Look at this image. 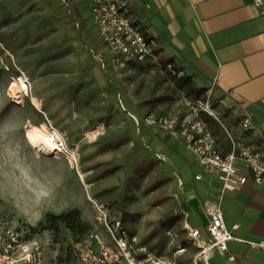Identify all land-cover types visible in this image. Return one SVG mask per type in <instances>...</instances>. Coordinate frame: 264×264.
Listing matches in <instances>:
<instances>
[{
	"label": "rangeland",
	"instance_id": "obj_1",
	"mask_svg": "<svg viewBox=\"0 0 264 264\" xmlns=\"http://www.w3.org/2000/svg\"><path fill=\"white\" fill-rule=\"evenodd\" d=\"M161 63L114 68L86 0H0L1 252L23 259L38 250L65 263L76 243L92 235L107 240L94 217L98 204L157 254H171L180 242L166 236L177 230L178 194L170 185L178 177L165 158L145 154L143 118L171 114L206 89L195 90ZM17 75L28 96L15 99L9 86ZM119 96L136 119L121 111ZM41 122L66 152L43 155L26 143L25 129ZM96 127L99 133H90ZM73 155L71 169L66 156Z\"/></svg>",
	"mask_w": 264,
	"mask_h": 264
},
{
	"label": "crops",
	"instance_id": "obj_2",
	"mask_svg": "<svg viewBox=\"0 0 264 264\" xmlns=\"http://www.w3.org/2000/svg\"><path fill=\"white\" fill-rule=\"evenodd\" d=\"M130 11L156 39L162 59L180 69L195 90L214 85V98L224 99L232 108L220 110L228 127L235 128L248 114L253 119V131L245 141L254 146L264 141V15L253 8V0H130ZM143 137L151 149L145 154L154 158V154L161 155L176 172L178 180L172 181L170 188L177 191L189 224L204 228L209 221L205 210L219 201L220 182L205 175L195 180L193 156L159 130L145 127ZM222 142L228 148L224 138ZM220 206L226 226L236 227L232 229L234 237L264 240L261 187L248 180L239 190L225 191ZM230 256L234 261H227ZM256 263L264 264V250L237 241L228 243L226 254H214L209 259V264Z\"/></svg>",
	"mask_w": 264,
	"mask_h": 264
},
{
	"label": "built area",
	"instance_id": "obj_3",
	"mask_svg": "<svg viewBox=\"0 0 264 264\" xmlns=\"http://www.w3.org/2000/svg\"><path fill=\"white\" fill-rule=\"evenodd\" d=\"M86 1L93 26L114 68H128L131 63L156 69L162 67L159 44L135 20L130 11V0ZM253 8L259 15H264V0H253ZM97 60L102 62L99 57ZM164 68L173 76L183 77V72L171 62ZM16 79L20 81L21 77L17 75ZM213 90L212 84L200 96L183 98L182 108L171 114H149L143 118L144 127L159 130L167 138L182 144L193 156L195 180H202L205 175L220 182L219 201L205 210L209 217L207 225L192 227L187 221L188 212L178 206L173 210L174 216L179 217L174 225L177 230H168L166 236L172 240L180 238V242L173 246L171 254H157L137 236L129 234L122 221L111 216L108 207L96 204L94 217L107 240L101 235H92L76 243L62 264H180L183 259L188 260L184 264H209L212 255L226 254L231 241L264 250V240L246 241L234 237L232 229L236 227L229 229L226 226L220 206L225 191L239 190L248 180L264 190V141L257 146L245 141L246 135L253 131V119L248 114L238 120L235 128L228 127L218 110L232 108L224 99L214 98ZM136 123L139 125L138 121ZM210 123L220 130L219 135L213 132ZM156 156L162 159L161 155ZM179 184L181 186L180 181ZM55 260V256L49 260L38 250L17 259L0 249V264H56ZM227 261H234V257H228Z\"/></svg>",
	"mask_w": 264,
	"mask_h": 264
},
{
	"label": "bare ground",
	"instance_id": "obj_4",
	"mask_svg": "<svg viewBox=\"0 0 264 264\" xmlns=\"http://www.w3.org/2000/svg\"><path fill=\"white\" fill-rule=\"evenodd\" d=\"M9 91L15 99L20 98V96L17 95L19 93L23 96H28V87L21 79L19 83L16 80H12L9 86ZM31 101L35 107L39 106V102L35 97L32 96ZM17 103H21V101H18ZM100 128L96 127L94 131L90 133L97 135ZM24 139L33 151L43 155H56V153L62 154L63 152H66L61 137L55 131H50L44 122H41L39 125L30 124L24 131ZM66 157L68 159L69 167L71 169L74 168L73 162L76 160L75 156ZM77 174L79 179L83 181V175L79 171Z\"/></svg>",
	"mask_w": 264,
	"mask_h": 264
},
{
	"label": "trees",
	"instance_id": "obj_5",
	"mask_svg": "<svg viewBox=\"0 0 264 264\" xmlns=\"http://www.w3.org/2000/svg\"><path fill=\"white\" fill-rule=\"evenodd\" d=\"M182 80H184L185 82H188V78L186 77H181ZM65 215H62V216H48V219L51 221V222H54L55 220H59L61 218H63Z\"/></svg>",
	"mask_w": 264,
	"mask_h": 264
},
{
	"label": "water",
	"instance_id": "obj_6",
	"mask_svg": "<svg viewBox=\"0 0 264 264\" xmlns=\"http://www.w3.org/2000/svg\"><path fill=\"white\" fill-rule=\"evenodd\" d=\"M118 103L120 104V108H121V111L127 113L128 115H130L133 119H136V116L131 113V112H128L121 104V99H120V96L118 97Z\"/></svg>",
	"mask_w": 264,
	"mask_h": 264
}]
</instances>
